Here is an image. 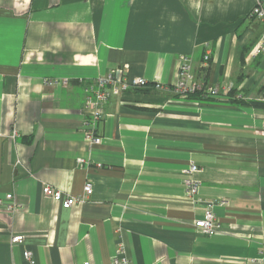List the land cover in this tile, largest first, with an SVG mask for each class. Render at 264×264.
Masks as SVG:
<instances>
[{
	"label": "crops",
	"instance_id": "crops-1",
	"mask_svg": "<svg viewBox=\"0 0 264 264\" xmlns=\"http://www.w3.org/2000/svg\"><path fill=\"white\" fill-rule=\"evenodd\" d=\"M258 1L0 0V264H264ZM183 60L228 99L174 92ZM115 68L149 86L111 97L96 145L87 88ZM88 183L71 209L42 193Z\"/></svg>",
	"mask_w": 264,
	"mask_h": 264
},
{
	"label": "built area",
	"instance_id": "built-area-1",
	"mask_svg": "<svg viewBox=\"0 0 264 264\" xmlns=\"http://www.w3.org/2000/svg\"><path fill=\"white\" fill-rule=\"evenodd\" d=\"M250 18L258 22L262 26L261 37L253 49L254 56L264 55V0L258 1L254 9L250 14ZM209 58L206 57L205 61ZM149 82L143 78H128L123 70L115 68L111 70L107 75L97 78L87 88L88 98L86 101V109L90 111L91 120L85 124L86 130L89 132V136L92 138L94 144L98 145L101 143V137L99 135V125L103 119V107L114 95H121L131 89H145L148 88ZM154 90L160 91L165 89L162 84H154ZM174 92L185 97L187 94H194L201 92L204 97L212 100H224L228 99L223 96L221 91L216 87L206 88L194 81L192 74V66L188 60H183L180 68V79L174 87ZM264 102V97L261 99ZM79 163L83 164V160H79ZM189 172L192 174L197 172V166L193 165L190 167ZM194 192V190H193ZM45 197L51 198L57 204H60L65 209H71L76 206L84 204L93 194V185L88 183L85 186L84 194L77 198L69 197L64 199L62 192L51 187L45 186L42 190ZM6 205L9 210L15 208V202L13 196L8 195L5 201H0V206ZM196 229L204 236L212 237L216 235L220 230V225L216 215L211 209H207L201 220L195 223ZM24 240L22 235H17L12 238L11 243L21 244ZM26 260L33 262V255L31 252L26 251L24 253ZM113 264H128L127 260L115 259Z\"/></svg>",
	"mask_w": 264,
	"mask_h": 264
},
{
	"label": "trees",
	"instance_id": "trees-1",
	"mask_svg": "<svg viewBox=\"0 0 264 264\" xmlns=\"http://www.w3.org/2000/svg\"><path fill=\"white\" fill-rule=\"evenodd\" d=\"M185 99L190 100V101H199L202 103H215V101L218 102L217 100L207 99L206 97H204V94L201 92H198V93L196 92L194 94H187L185 96ZM243 104H246L255 109H264V102H261V101H252V102L243 103Z\"/></svg>",
	"mask_w": 264,
	"mask_h": 264
}]
</instances>
